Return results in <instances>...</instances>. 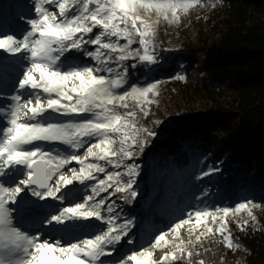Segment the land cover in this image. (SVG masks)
I'll list each match as a JSON object with an SVG mask.
<instances>
[{
    "label": "snow or ice",
    "instance_id": "snow-or-ice-1",
    "mask_svg": "<svg viewBox=\"0 0 264 264\" xmlns=\"http://www.w3.org/2000/svg\"><path fill=\"white\" fill-rule=\"evenodd\" d=\"M219 2L214 0L212 6ZM32 3L33 17L26 19L27 27L17 29V35L3 34L7 30L0 25V264H205L193 259L204 254L189 250L193 241L180 238V230L192 226L193 217L197 227L208 225L209 219L212 224L220 220L215 232L206 226L196 235L197 242L219 234L229 250H239L241 245L226 226L225 217L233 212L230 206L188 212L187 218L136 244L135 220L122 215L124 209L117 203L130 205L137 199L136 146L142 152L151 142L148 137L158 136L134 120L137 110L145 118L150 115V105L156 103L150 96L157 94L160 82L130 85L129 69L137 65L126 62L157 63L150 49L160 18L178 23L182 13L205 4L201 0ZM134 44L139 46L133 48ZM5 54H19L24 61L18 75ZM72 162L78 170L69 167ZM216 171L209 168L202 175ZM250 203H237L235 211ZM248 215L255 220L250 209ZM247 224L245 220L240 229ZM169 246L171 250L159 260L154 258ZM118 250L119 255L111 258Z\"/></svg>",
    "mask_w": 264,
    "mask_h": 264
},
{
    "label": "trees",
    "instance_id": "trees-1",
    "mask_svg": "<svg viewBox=\"0 0 264 264\" xmlns=\"http://www.w3.org/2000/svg\"><path fill=\"white\" fill-rule=\"evenodd\" d=\"M222 1L213 8L210 31L198 42L183 41L176 51L186 62L183 68L175 60L171 67L160 68L161 74L176 72L185 77L178 85L181 91L201 90L204 96L171 135L160 141L148 137L153 144L148 143L142 155L147 158L160 145L164 158L172 155L185 175H192L194 164L201 173L218 168L204 176L211 192L198 201L235 204L243 190L264 195V0ZM161 36L160 54L164 55L170 42L163 31ZM138 71L144 77V70ZM180 133L187 134L189 149L178 140ZM215 190L219 194L213 199ZM135 204L125 206L136 211L143 224L153 220L164 227L174 220L173 215L149 214L141 203ZM231 237L244 248L241 264H264V222L259 227L246 225ZM206 249L193 259H203L205 264H239L221 245L212 243Z\"/></svg>",
    "mask_w": 264,
    "mask_h": 264
},
{
    "label": "rangeland",
    "instance_id": "rangeland-1",
    "mask_svg": "<svg viewBox=\"0 0 264 264\" xmlns=\"http://www.w3.org/2000/svg\"><path fill=\"white\" fill-rule=\"evenodd\" d=\"M201 3L205 4V6H195L193 9H190L187 14L182 13L181 19L178 23H169L163 20V18H160L155 26L154 43L150 49V51L157 57V63L142 64L136 60H129L126 62L128 64L137 65L134 69H129L130 85L141 86L148 82H160L155 90L157 94L150 96V98L156 101V103L150 105V115L145 118L143 113L137 110L134 120L137 125L145 126L152 131L157 132L158 136L155 137L156 141L163 140L175 132L179 122L189 117L192 107L198 105L199 101H201L200 99H202L205 93L201 90L196 91L188 88H184V90L181 91L178 88V85H182V81L175 78L178 77L176 72L171 74H161L160 72V68L162 67H171L173 60H175L176 66L183 68L186 62L182 57L177 55L176 51L178 49L175 47L179 46L180 48L181 43L185 40L198 42L201 36H205L207 32L210 31L209 29L214 23V20H212L213 8H215L212 6L214 0H201ZM218 4H223V1L217 3V5ZM33 14L34 8L32 0H0V25L7 30L3 34L17 35V29L27 27L26 19L32 18ZM151 19L153 21L157 19L154 12L151 15ZM162 31L166 34L167 41L170 42L168 50L164 55L160 54ZM123 42L124 41H121V43ZM138 46V44H134L133 48ZM0 53H3V50H0ZM5 55L10 58V62L13 67L17 69L18 75L19 71L22 70L24 61L19 57V54H16L15 57H13L12 54ZM140 68L145 72V75L142 78L138 75V70ZM9 86H11V83ZM157 120L164 121V123L157 125L154 123V121ZM142 137L143 134L138 138ZM178 140L181 141L185 148H190L186 133H180V135H178ZM146 145L144 146V149ZM115 147H118V145H114V148ZM161 149L162 147L157 145L155 151L150 153L147 158H144L142 155L143 151L141 152L139 146H136L137 155L134 162L140 166L139 175L137 176L139 186L138 191L140 194L132 204L136 206L135 203H141V208L149 214L155 211L159 214L165 212L166 214L173 215L174 220L164 227L155 224L153 220L143 224V221L140 218L141 216L136 214V211H130L123 201H117V203L124 209L122 215L134 218L135 220L132 238L135 240L136 244L142 243L143 237L155 234L159 230H167L171 224L177 222L178 219L187 218L188 212L206 206L211 207L213 210L216 206H230L233 208V212H230L229 215L225 217L227 230L230 235L238 233L239 230H241L239 225H242L245 220L248 221L247 225L253 227H259L264 222V195L261 196V194H255L253 191L243 190L240 200L237 203L245 201H251V203L247 205L246 209L238 212L235 211V205L237 203L224 204L220 201H216L214 204H210L207 201L199 202L198 200H203L208 196L209 192H211L209 181L204 179V176L200 172L199 165L194 164V166L191 167V169H193L192 175H185L182 172V169L176 166L174 157L168 155L165 159ZM83 151L84 149H81L80 153L83 154ZM69 167H75L77 170L79 169V165L76 162H72ZM193 192L194 195H192ZM218 192L219 191L217 190L214 191L213 199L219 194ZM180 193L183 195L179 196ZM184 199H186L188 203L185 204ZM248 209L251 210L252 216L255 217V220L248 215ZM220 216H223V213H219L218 217ZM194 220L195 218L193 217L192 226H185L180 230V238L182 240L188 241L191 239L193 241V245L189 247V250L200 252L205 250L212 243H216V245H221L226 250L230 251L239 264L243 262V246L238 243L241 245L239 250H229L225 246L222 236L219 234H208L205 237H201L200 241H196V235L204 232L206 226L213 227L215 232L216 227L220 223L219 219L216 224H212L209 219L208 225L202 223L198 227L195 226ZM190 227L193 229L191 232L189 231ZM168 239H172V237H168ZM176 242L179 243V241ZM124 247L127 248L129 246L124 245ZM170 250V246L159 249L154 258L159 260L160 256H162L165 251ZM118 255L119 250L111 258L114 259Z\"/></svg>",
    "mask_w": 264,
    "mask_h": 264
},
{
    "label": "built area",
    "instance_id": "built-area-1",
    "mask_svg": "<svg viewBox=\"0 0 264 264\" xmlns=\"http://www.w3.org/2000/svg\"><path fill=\"white\" fill-rule=\"evenodd\" d=\"M176 49H179V46L175 47Z\"/></svg>",
    "mask_w": 264,
    "mask_h": 264
},
{
    "label": "bare ground",
    "instance_id": "bare-ground-1",
    "mask_svg": "<svg viewBox=\"0 0 264 264\" xmlns=\"http://www.w3.org/2000/svg\"><path fill=\"white\" fill-rule=\"evenodd\" d=\"M26 226H27V224H26Z\"/></svg>",
    "mask_w": 264,
    "mask_h": 264
}]
</instances>
